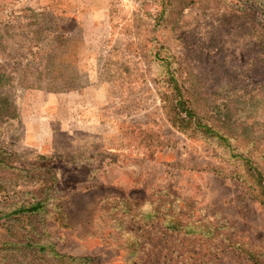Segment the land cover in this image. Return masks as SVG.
Segmentation results:
<instances>
[{"label": "rangeland", "instance_id": "rangeland-1", "mask_svg": "<svg viewBox=\"0 0 264 264\" xmlns=\"http://www.w3.org/2000/svg\"><path fill=\"white\" fill-rule=\"evenodd\" d=\"M37 88L99 142L36 152ZM257 171L264 0H0V264H264Z\"/></svg>", "mask_w": 264, "mask_h": 264}, {"label": "crops", "instance_id": "crops-1", "mask_svg": "<svg viewBox=\"0 0 264 264\" xmlns=\"http://www.w3.org/2000/svg\"><path fill=\"white\" fill-rule=\"evenodd\" d=\"M73 9V8H71ZM95 15H104V8H96L90 10ZM71 13V12H70ZM30 93L33 100V105H30V110L24 112L25 125H26V143L35 148V151H41L44 146H50L54 143L55 136L57 137V132H59L65 138V145H74L79 142L83 144H88L90 142H99L98 137H95L92 133L95 129L90 128L89 123H84L83 120H79L80 115H72L73 121H66V119L59 116V103L57 94L54 92H48L41 90L39 88ZM30 96H25L24 100ZM57 105V108L55 106ZM76 121V122H75ZM59 124V128L56 131V126ZM102 132L105 133V127L102 126ZM92 133V134H91ZM59 134V135H60ZM83 134V135H82ZM88 140L84 141V137Z\"/></svg>", "mask_w": 264, "mask_h": 264}, {"label": "trees", "instance_id": "trees-1", "mask_svg": "<svg viewBox=\"0 0 264 264\" xmlns=\"http://www.w3.org/2000/svg\"><path fill=\"white\" fill-rule=\"evenodd\" d=\"M181 104H184V100H182V97L180 98L179 100V106ZM183 109L187 112V114L189 116H193L194 113L192 111H190V109L186 106L183 107ZM207 131L210 132L212 129H210L209 127H207ZM213 134V133H211ZM262 171H257L256 174H257V178H256V181H255V185H256V188H257V194L255 195V198L261 203V205L264 207V174L261 173ZM254 186V184H253ZM31 209V208H30ZM39 209V203H37L36 205H33L32 209L30 211H34V210H37ZM170 223H172V225H169V227L171 228H174V230H177L178 229V225L180 224L179 221H177L176 219H173V221H171ZM185 231H187L188 229H183ZM75 260H84V258H81V259H77L75 258Z\"/></svg>", "mask_w": 264, "mask_h": 264}]
</instances>
